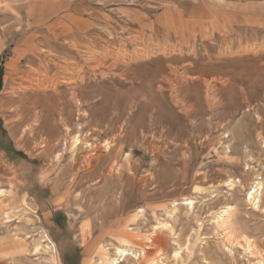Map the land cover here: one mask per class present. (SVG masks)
Returning <instances> with one entry per match:
<instances>
[{
	"label": "rangeland",
	"instance_id": "1",
	"mask_svg": "<svg viewBox=\"0 0 264 264\" xmlns=\"http://www.w3.org/2000/svg\"><path fill=\"white\" fill-rule=\"evenodd\" d=\"M0 264H264V0H0Z\"/></svg>",
	"mask_w": 264,
	"mask_h": 264
},
{
	"label": "bare ground",
	"instance_id": "2",
	"mask_svg": "<svg viewBox=\"0 0 264 264\" xmlns=\"http://www.w3.org/2000/svg\"><path fill=\"white\" fill-rule=\"evenodd\" d=\"M33 105V109L37 110L34 114V117H37V125L35 127V134L37 135L47 134L48 136L50 135V137H53L59 133L58 129L68 122V118L64 117V114L66 113V109L64 107L53 109L49 106V104L47 105V102L44 100H41L36 106L34 103ZM53 121L56 122V125ZM76 144H80V141L76 140ZM254 192L256 191H253V193ZM228 211L229 210H224L221 212L222 215L219 217V220L222 221V223L225 221V217L229 216ZM119 252L122 253L121 255L123 256L127 254L124 250Z\"/></svg>",
	"mask_w": 264,
	"mask_h": 264
}]
</instances>
